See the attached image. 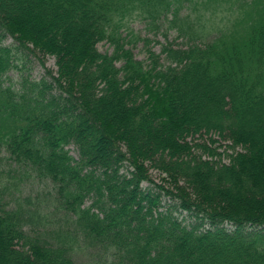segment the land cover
<instances>
[{
	"label": "trees",
	"instance_id": "16d2710c",
	"mask_svg": "<svg viewBox=\"0 0 264 264\" xmlns=\"http://www.w3.org/2000/svg\"><path fill=\"white\" fill-rule=\"evenodd\" d=\"M0 264H264V0H0Z\"/></svg>",
	"mask_w": 264,
	"mask_h": 264
},
{
	"label": "rangeland",
	"instance_id": "374dc122",
	"mask_svg": "<svg viewBox=\"0 0 264 264\" xmlns=\"http://www.w3.org/2000/svg\"><path fill=\"white\" fill-rule=\"evenodd\" d=\"M213 4H211L212 6ZM126 24L129 26V28H131L135 33L140 34V35H147V36H154L152 31H149L148 28H145V24L143 21H141L138 17L136 16H132L130 17L129 20H127ZM125 34V33H124ZM170 39H172V37L174 36L173 33H171L170 35ZM156 38H158L161 42L165 41L164 37L162 35H158ZM11 40L10 37H8L5 42L9 43ZM183 39L181 38H176V43L177 44H182ZM153 45V48L158 52L160 51V45L158 43L152 42L151 43ZM143 42L142 41H137V43L134 45L133 47V52L135 54V56L139 59H144L145 58V53L143 51ZM97 47L100 51H108L110 52L112 50V47L110 46V44L107 41H101L97 44ZM29 61L27 62V64L30 66L29 70H24V73H28L29 72V76L31 79H40L44 74H45V68L50 69V70H56V63H55V57L52 55H44L43 57V62H44V66L41 65V61L39 59H41V55H31L28 57ZM9 76L11 77L10 79L17 81L19 79V75L17 73V70H11L9 71ZM9 82L5 83L8 84ZM198 137V136H197ZM213 137L216 140L213 142V145L207 143L210 142V140L206 139V138H210ZM206 139V141H205ZM196 142H205L207 145L212 146V148L215 149L216 154L213 156V158L218 159V160H222V161H227L228 160V156L227 154L230 153L232 151V149L228 146V144H230V141L226 140V139H222L219 137L218 134H209V135H204L203 137H201V139H197ZM211 143V142H210ZM71 149V153L76 156L77 152L75 150V148L70 145L68 146ZM235 149L240 150V146H236ZM194 150L196 152H201L202 150H204L202 147L200 146H196L194 147ZM203 156L207 157V154H202ZM149 170V176H150V181H144L142 183V186L145 188L150 187L151 189H153L154 191H159V187H157L158 185H161L162 187L166 188H170V184H169V180L167 179V176L165 173L161 172L160 170L153 168V167H148ZM167 179V180H166ZM38 183V182H37ZM181 183V182H180ZM39 184V183H38ZM36 183H32V182H27L24 186H23V190L25 189V191H36L38 190L39 186ZM173 199L170 200V198L168 199L167 197H165V195L160 197V204L159 207L160 208H166V207H173ZM88 203V202H87ZM173 209L175 210L174 213L176 215L179 216L180 219H182L183 221L187 222L190 218L191 215L188 212L185 211H181L179 208H176L175 206L173 207ZM193 218V217H192ZM88 254H84V252H79L76 253L75 258L76 260H85L87 259Z\"/></svg>",
	"mask_w": 264,
	"mask_h": 264
}]
</instances>
